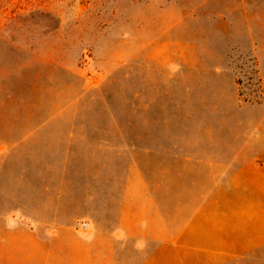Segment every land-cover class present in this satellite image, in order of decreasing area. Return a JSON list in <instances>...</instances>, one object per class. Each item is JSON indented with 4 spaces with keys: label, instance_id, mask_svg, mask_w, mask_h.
<instances>
[{
    "label": "rangeland",
    "instance_id": "1",
    "mask_svg": "<svg viewBox=\"0 0 264 264\" xmlns=\"http://www.w3.org/2000/svg\"><path fill=\"white\" fill-rule=\"evenodd\" d=\"M0 264H264V0H0Z\"/></svg>",
    "mask_w": 264,
    "mask_h": 264
},
{
    "label": "crops",
    "instance_id": "2",
    "mask_svg": "<svg viewBox=\"0 0 264 264\" xmlns=\"http://www.w3.org/2000/svg\"><path fill=\"white\" fill-rule=\"evenodd\" d=\"M35 235L38 237V234H35ZM35 252L37 253V252H38V249H36ZM37 255H38V253H37ZM37 255H36V256H37Z\"/></svg>",
    "mask_w": 264,
    "mask_h": 264
}]
</instances>
